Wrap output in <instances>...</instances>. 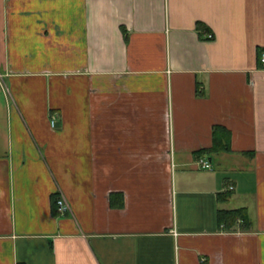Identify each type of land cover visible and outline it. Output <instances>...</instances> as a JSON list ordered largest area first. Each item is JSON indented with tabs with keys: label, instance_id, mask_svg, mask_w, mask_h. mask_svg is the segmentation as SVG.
Masks as SVG:
<instances>
[{
	"label": "crops",
	"instance_id": "1",
	"mask_svg": "<svg viewBox=\"0 0 264 264\" xmlns=\"http://www.w3.org/2000/svg\"><path fill=\"white\" fill-rule=\"evenodd\" d=\"M263 51L264 0H0V264H264Z\"/></svg>",
	"mask_w": 264,
	"mask_h": 264
},
{
	"label": "trees",
	"instance_id": "2",
	"mask_svg": "<svg viewBox=\"0 0 264 264\" xmlns=\"http://www.w3.org/2000/svg\"><path fill=\"white\" fill-rule=\"evenodd\" d=\"M231 136L229 132L224 129L217 127L213 131L212 135V148L208 151H203L197 154L198 158L201 157H208L211 158L213 156L223 155V154H230L231 151ZM249 155V154H244ZM231 196L229 194L225 195L224 197H220V202H227ZM58 201V200H57ZM57 201L54 202L56 207ZM57 211V207H56ZM55 215H58V212ZM217 223L219 227H223L226 232H230L236 225L241 223L242 228L245 231H249L251 229V221L246 209H241L237 211H219L217 215Z\"/></svg>",
	"mask_w": 264,
	"mask_h": 264
},
{
	"label": "built area",
	"instance_id": "3",
	"mask_svg": "<svg viewBox=\"0 0 264 264\" xmlns=\"http://www.w3.org/2000/svg\"><path fill=\"white\" fill-rule=\"evenodd\" d=\"M208 39L211 40L212 37L209 36ZM259 63H260L262 70L264 71V51L262 52V54L260 56ZM51 125H52V127H54L55 121H52ZM198 166H199L200 170H202V171H206V172H212L213 171L212 165L209 164L206 160H200L198 162ZM230 190H232V189H230ZM56 207H57V212L60 215H66L70 212V208L63 198H61L57 201Z\"/></svg>",
	"mask_w": 264,
	"mask_h": 264
}]
</instances>
